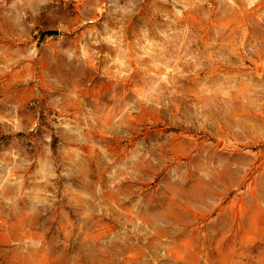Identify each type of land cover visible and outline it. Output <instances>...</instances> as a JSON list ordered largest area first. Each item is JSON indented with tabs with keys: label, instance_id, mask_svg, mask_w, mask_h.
<instances>
[{
	"label": "rangeland",
	"instance_id": "obj_1",
	"mask_svg": "<svg viewBox=\"0 0 264 264\" xmlns=\"http://www.w3.org/2000/svg\"><path fill=\"white\" fill-rule=\"evenodd\" d=\"M0 264H264V0H0Z\"/></svg>",
	"mask_w": 264,
	"mask_h": 264
},
{
	"label": "water",
	"instance_id": "obj_2",
	"mask_svg": "<svg viewBox=\"0 0 264 264\" xmlns=\"http://www.w3.org/2000/svg\"><path fill=\"white\" fill-rule=\"evenodd\" d=\"M46 34L52 35V34H58V31L49 30L43 33L42 36H45Z\"/></svg>",
	"mask_w": 264,
	"mask_h": 264
}]
</instances>
